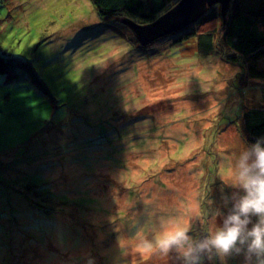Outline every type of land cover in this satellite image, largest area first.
I'll return each instance as SVG.
<instances>
[{
	"label": "rangeland",
	"instance_id": "1",
	"mask_svg": "<svg viewBox=\"0 0 264 264\" xmlns=\"http://www.w3.org/2000/svg\"><path fill=\"white\" fill-rule=\"evenodd\" d=\"M124 19L91 0H0V264H181L138 237L190 217L203 235L207 201L232 191L227 157L264 81L195 35L143 44Z\"/></svg>",
	"mask_w": 264,
	"mask_h": 264
},
{
	"label": "clouds",
	"instance_id": "2",
	"mask_svg": "<svg viewBox=\"0 0 264 264\" xmlns=\"http://www.w3.org/2000/svg\"><path fill=\"white\" fill-rule=\"evenodd\" d=\"M227 168L229 174L221 181L232 191L222 189L218 205L207 201L210 230L193 234L192 221L199 217L184 223L162 221L154 237H138V250L165 257L175 253L181 264H204L214 257L225 264L234 255L243 256L244 264H264V137L243 142L227 157Z\"/></svg>",
	"mask_w": 264,
	"mask_h": 264
},
{
	"label": "trees",
	"instance_id": "3",
	"mask_svg": "<svg viewBox=\"0 0 264 264\" xmlns=\"http://www.w3.org/2000/svg\"><path fill=\"white\" fill-rule=\"evenodd\" d=\"M91 1L100 18L107 20L127 14L144 24L153 21L178 0ZM260 2L231 0L224 18L220 13V4L214 3L193 23L171 32L175 33V37L170 40L178 42L195 35L201 53L217 50L226 60L240 63L247 75L264 81V69L257 63L264 54V7ZM6 69L7 65L0 64V72ZM241 128L248 143L254 142L257 137H264V86L262 101L243 107Z\"/></svg>",
	"mask_w": 264,
	"mask_h": 264
},
{
	"label": "water",
	"instance_id": "4",
	"mask_svg": "<svg viewBox=\"0 0 264 264\" xmlns=\"http://www.w3.org/2000/svg\"><path fill=\"white\" fill-rule=\"evenodd\" d=\"M231 0H178L149 23H139L124 19L133 30L136 38L143 44L181 29L201 17L214 3L220 4V13L224 18Z\"/></svg>",
	"mask_w": 264,
	"mask_h": 264
},
{
	"label": "bare ground",
	"instance_id": "5",
	"mask_svg": "<svg viewBox=\"0 0 264 264\" xmlns=\"http://www.w3.org/2000/svg\"><path fill=\"white\" fill-rule=\"evenodd\" d=\"M127 205V204H126Z\"/></svg>",
	"mask_w": 264,
	"mask_h": 264
}]
</instances>
